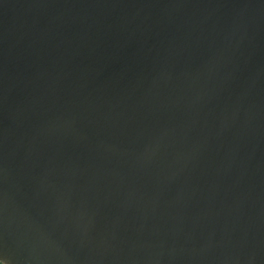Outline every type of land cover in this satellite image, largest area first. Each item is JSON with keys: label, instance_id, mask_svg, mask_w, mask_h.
Returning <instances> with one entry per match:
<instances>
[{"label": "water", "instance_id": "95a60500", "mask_svg": "<svg viewBox=\"0 0 264 264\" xmlns=\"http://www.w3.org/2000/svg\"><path fill=\"white\" fill-rule=\"evenodd\" d=\"M0 263L264 264V0H0Z\"/></svg>", "mask_w": 264, "mask_h": 264}, {"label": "flooded vegetation", "instance_id": "af4514ba", "mask_svg": "<svg viewBox=\"0 0 264 264\" xmlns=\"http://www.w3.org/2000/svg\"><path fill=\"white\" fill-rule=\"evenodd\" d=\"M0 264H2V263H0Z\"/></svg>", "mask_w": 264, "mask_h": 264}]
</instances>
